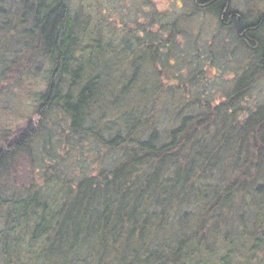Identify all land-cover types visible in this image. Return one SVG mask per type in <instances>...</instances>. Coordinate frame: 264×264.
<instances>
[{
  "label": "trees",
  "instance_id": "obj_1",
  "mask_svg": "<svg viewBox=\"0 0 264 264\" xmlns=\"http://www.w3.org/2000/svg\"><path fill=\"white\" fill-rule=\"evenodd\" d=\"M193 1L244 47L217 107L202 70H157L149 38L117 44L72 0H0V264H264V104L238 121L264 0Z\"/></svg>",
  "mask_w": 264,
  "mask_h": 264
},
{
  "label": "rangeland",
  "instance_id": "obj_2",
  "mask_svg": "<svg viewBox=\"0 0 264 264\" xmlns=\"http://www.w3.org/2000/svg\"><path fill=\"white\" fill-rule=\"evenodd\" d=\"M233 1L239 10L246 9L248 5L246 0ZM72 5L84 15L92 14L90 16L93 18L91 24L101 29L106 28L110 37L114 42L116 40L117 44L120 41L130 40L134 46L138 41L135 40L137 36L142 35L144 38H149L148 43L143 42L144 45L152 47L153 43L154 47L159 48L157 61L153 65L157 66V70L160 71L163 66L171 65L175 69L174 75L182 79L188 78L190 66L195 65L198 71L202 70L201 74H196L198 79L203 80L196 86V89L201 90L200 93L202 92L205 96V100H198L200 101L199 108L202 106L204 109L206 101H210L212 107H217L225 101L221 92L223 88L230 91L231 77L234 76V72L240 70L235 65H239L243 60L244 47L238 45L235 36L228 29L223 31V27L215 17L211 18L206 14L198 13L193 0H72ZM189 15L194 16L189 18ZM159 22L164 23L165 27L170 23L176 25L179 37L176 36L177 32L173 36L169 31L168 28L172 26L163 31ZM110 29L113 30L112 33ZM143 30L146 32L143 33ZM167 39H169L170 45L168 48L164 46ZM216 44L221 46V51H223L224 45L229 53L222 55L223 53L221 54L220 51L217 52ZM146 49L149 53L150 50L147 47ZM146 49L144 46L140 48L141 51H146ZM169 51L171 55L167 59L166 54ZM217 58H220L221 65L218 68L215 63L216 60L219 62ZM199 62L201 63L200 68L197 64ZM213 64H215L214 67H212ZM220 71L221 73H219ZM162 78L167 82L165 75ZM200 93H197V97ZM186 96L190 98V93ZM261 104H264V80L260 79L253 84L249 94L245 96V100L238 105L244 110V113L243 111L238 113V121L245 117L246 111ZM192 109H197L196 104ZM55 169L49 168L48 173H53ZM61 169L63 170L59 172L60 174L74 173V169ZM33 175L32 171L28 169L22 172L19 181L29 182ZM38 178L42 179L39 174Z\"/></svg>",
  "mask_w": 264,
  "mask_h": 264
},
{
  "label": "flooded vegetation",
  "instance_id": "obj_3",
  "mask_svg": "<svg viewBox=\"0 0 264 264\" xmlns=\"http://www.w3.org/2000/svg\"><path fill=\"white\" fill-rule=\"evenodd\" d=\"M241 13L240 11H231V12H228V11H224V14H223V17H222V22L223 23H226L227 25H234L237 24L238 26H240V22H241V19H242V16H241ZM234 18H235V21H234ZM240 29L238 30V33L241 35L242 38H245L246 36V33H240Z\"/></svg>",
  "mask_w": 264,
  "mask_h": 264
}]
</instances>
